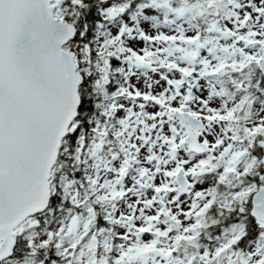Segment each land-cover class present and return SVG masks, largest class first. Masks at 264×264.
Here are the masks:
<instances>
[{
  "label": "snow or ice",
  "instance_id": "1",
  "mask_svg": "<svg viewBox=\"0 0 264 264\" xmlns=\"http://www.w3.org/2000/svg\"><path fill=\"white\" fill-rule=\"evenodd\" d=\"M0 264H264V0H0Z\"/></svg>",
  "mask_w": 264,
  "mask_h": 264
}]
</instances>
